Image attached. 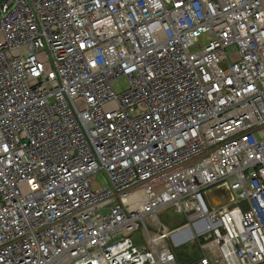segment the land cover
<instances>
[{
	"label": "built area",
	"instance_id": "1",
	"mask_svg": "<svg viewBox=\"0 0 264 264\" xmlns=\"http://www.w3.org/2000/svg\"><path fill=\"white\" fill-rule=\"evenodd\" d=\"M169 207L264 264V0H0V264H180Z\"/></svg>",
	"mask_w": 264,
	"mask_h": 264
},
{
	"label": "rangeland",
	"instance_id": "2",
	"mask_svg": "<svg viewBox=\"0 0 264 264\" xmlns=\"http://www.w3.org/2000/svg\"><path fill=\"white\" fill-rule=\"evenodd\" d=\"M233 51H234L233 49H229L228 50V54L229 55L232 54ZM113 86H114V89H115V91L117 93H122L123 91H125L126 87L128 86V81L125 78H122V79L116 81ZM108 185H109V183H108V180H107L106 176L101 174L100 176H98L97 181L93 185V188L97 189L99 187H107ZM213 191L214 190H212L210 192V194ZM205 197H206V201H207L208 205L210 206L209 197L207 195ZM182 217H183L182 215H179V214L175 213L174 209L170 208V207L165 209L163 212H160L158 214V218L161 221V223L169 226L170 229H173V228H175L177 226H180L182 224V222H176V220H180ZM193 225H194L193 223H188V225H187L189 228H191L192 237L190 239H188L186 242L183 239V237L180 238L181 240H183V242H185L183 244H179L178 247H177V251L180 253V257H182V254L186 253V252H184V250H188L189 247L191 248V246L194 247V245H195L194 237L196 236V232H195V228H194ZM137 234L139 235L140 232H138ZM174 237L177 238V235L174 236ZM186 237H188L187 234H186ZM195 248H196V246H195ZM192 252L195 253V251H193V250H192ZM197 252H199V250H197Z\"/></svg>",
	"mask_w": 264,
	"mask_h": 264
},
{
	"label": "crops",
	"instance_id": "3",
	"mask_svg": "<svg viewBox=\"0 0 264 264\" xmlns=\"http://www.w3.org/2000/svg\"><path fill=\"white\" fill-rule=\"evenodd\" d=\"M217 195L220 194V196H223L224 193H215ZM176 222H182V224L180 226H177V227H181V232L177 235V238L176 237H173V241L172 243H174V248H177L179 244H183L185 243L188 239H190L192 237V231H191V228H189L187 226V220L185 219V217L183 216L180 220H176ZM173 223V222H172ZM176 227V228H177ZM186 234L188 235V237H186ZM176 236V235H175ZM183 237V239L185 240V242H183V240H181L180 238ZM188 250H190V252L195 251V253L199 256V252H197L198 249L191 246V248L189 247Z\"/></svg>",
	"mask_w": 264,
	"mask_h": 264
},
{
	"label": "trees",
	"instance_id": "4",
	"mask_svg": "<svg viewBox=\"0 0 264 264\" xmlns=\"http://www.w3.org/2000/svg\"><path fill=\"white\" fill-rule=\"evenodd\" d=\"M178 261L180 264H188L193 261H196L198 259V255L194 252H190V250H184L186 252L185 254H182V257H180V253L177 251V248L173 249Z\"/></svg>",
	"mask_w": 264,
	"mask_h": 264
},
{
	"label": "water",
	"instance_id": "5",
	"mask_svg": "<svg viewBox=\"0 0 264 264\" xmlns=\"http://www.w3.org/2000/svg\"><path fill=\"white\" fill-rule=\"evenodd\" d=\"M215 193H225L223 190H217V191H215ZM220 195V194H219ZM209 196H211V195H209ZM226 197H227V195H226ZM211 203H212V201H210ZM88 264H91V262L90 263H88Z\"/></svg>",
	"mask_w": 264,
	"mask_h": 264
},
{
	"label": "bare ground",
	"instance_id": "6",
	"mask_svg": "<svg viewBox=\"0 0 264 264\" xmlns=\"http://www.w3.org/2000/svg\"><path fill=\"white\" fill-rule=\"evenodd\" d=\"M214 195H216V196H218V197H221L220 195L215 194V192H214ZM91 264H92V263H91Z\"/></svg>",
	"mask_w": 264,
	"mask_h": 264
}]
</instances>
